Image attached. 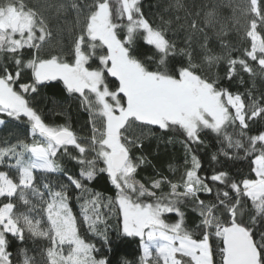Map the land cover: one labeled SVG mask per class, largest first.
<instances>
[{
  "label": "snow or ice",
  "instance_id": "obj_1",
  "mask_svg": "<svg viewBox=\"0 0 264 264\" xmlns=\"http://www.w3.org/2000/svg\"><path fill=\"white\" fill-rule=\"evenodd\" d=\"M155 7L0 0V127L28 126L0 144V264H264V0ZM57 85L87 113L86 135L34 103ZM156 130L179 140L184 167L146 183ZM209 136L219 148L202 173ZM238 160L247 175L230 171ZM101 176L111 195L93 188ZM132 241L137 258L121 256Z\"/></svg>",
  "mask_w": 264,
  "mask_h": 264
},
{
  "label": "trees",
  "instance_id": "obj_2",
  "mask_svg": "<svg viewBox=\"0 0 264 264\" xmlns=\"http://www.w3.org/2000/svg\"><path fill=\"white\" fill-rule=\"evenodd\" d=\"M144 3V12L149 18H154L157 12L155 7L156 0H143ZM221 14L223 16H228L229 10L222 9ZM242 35V34H241ZM225 39L232 42L236 47H240L242 45L241 36L237 35L235 31H233L230 36ZM219 51V48H217ZM110 81L112 78H109ZM114 83V81H112ZM37 107L43 114L45 120L47 122H55L58 125L68 123L72 126V128L78 133L87 134V120L88 115L86 112L81 110L78 107V103L73 100L71 97L67 95L66 92L63 91L62 86L57 85L55 87H49L43 90L42 96L35 101ZM57 111H62L63 115H56ZM257 127H261L258 125ZM157 136L149 138L144 141V154L148 156V158L152 161V165L155 166H146L139 170L138 179L147 183V180L153 177L158 170L160 173L166 176H171L172 173L169 171V166L174 168H179L181 171L184 167V158L185 152L180 144L178 139H175V142L172 144H165L163 142L167 137L162 135L158 130ZM255 131V129H254ZM28 136V126L26 124H21L19 127L16 126L15 122L9 123L6 126L0 127V144H3L5 140H15L17 137L26 138ZM159 137V138H158ZM209 142V147L201 148L198 151V155L201 158L203 164V172L210 173L212 170L213 162L210 160V156L214 151L219 148V145L216 144L215 140L209 136L207 137ZM139 150L134 149L133 155H140ZM78 167V166H77ZM230 171L237 175H247L248 174V161L247 160H238L234 162H229L228 165ZM73 171L76 168L72 169ZM93 188L96 191H100L105 195H111L113 189L110 186V183L107 180L106 176H101L98 180L93 184ZM75 205V201H73ZM23 209V206H21ZM74 211L79 213V207L74 206ZM170 221L174 220L175 217H169ZM194 220V215L189 213V224H192ZM115 224V221L112 222ZM113 239L115 240V236L113 235ZM41 244L46 242H39ZM30 246L33 245L31 240L28 241ZM15 251V248L13 249ZM120 255L123 256L127 253V258L136 259L137 252V244L132 242H124L119 249Z\"/></svg>",
  "mask_w": 264,
  "mask_h": 264
}]
</instances>
